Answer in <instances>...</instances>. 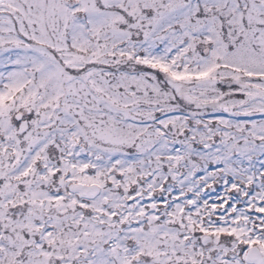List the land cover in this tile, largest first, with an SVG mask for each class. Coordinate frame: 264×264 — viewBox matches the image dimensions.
I'll list each match as a JSON object with an SVG mask.
<instances>
[{
	"label": "snow or ice",
	"instance_id": "1",
	"mask_svg": "<svg viewBox=\"0 0 264 264\" xmlns=\"http://www.w3.org/2000/svg\"><path fill=\"white\" fill-rule=\"evenodd\" d=\"M0 264H264V0H0Z\"/></svg>",
	"mask_w": 264,
	"mask_h": 264
}]
</instances>
